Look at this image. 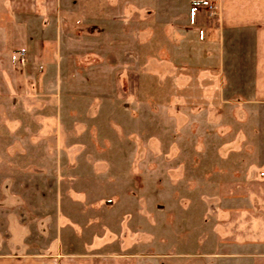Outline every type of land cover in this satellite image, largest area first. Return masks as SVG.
Listing matches in <instances>:
<instances>
[{
	"label": "rangeland",
	"instance_id": "obj_1",
	"mask_svg": "<svg viewBox=\"0 0 264 264\" xmlns=\"http://www.w3.org/2000/svg\"><path fill=\"white\" fill-rule=\"evenodd\" d=\"M181 1L139 0L131 19H94V36L61 38L47 48L59 49L47 75L58 83L20 85V54L0 42V254L42 252L60 231L75 252L99 237L107 257L205 264L165 254L200 251L205 236L212 250L223 226L228 238L245 228L236 194L253 191L264 213V104H207L200 85L170 82L167 62L181 54L168 37L189 25ZM209 104L219 116L196 113Z\"/></svg>",
	"mask_w": 264,
	"mask_h": 264
},
{
	"label": "crops",
	"instance_id": "obj_2",
	"mask_svg": "<svg viewBox=\"0 0 264 264\" xmlns=\"http://www.w3.org/2000/svg\"><path fill=\"white\" fill-rule=\"evenodd\" d=\"M137 1L0 0V42L3 44V52L23 54V63L16 66L21 70L18 83L29 86L48 83L51 79L47 76L48 71L54 69L58 72L59 49L49 57L47 48L53 44L59 46L61 38L94 36L95 25L89 23L94 19L107 20V17L111 19L118 15L120 20H125L137 16L144 9ZM175 1L161 0V3ZM181 3L187 6L184 17L189 25L182 28L183 32L172 31L171 37H168L169 47L181 54L177 61L167 62L171 84L183 87L190 83L200 85V99L207 104L212 101L264 104V0H183ZM116 5H119L118 9H115ZM209 7L214 9L213 17L210 16ZM144 11L154 18L152 9ZM195 59H200L202 63L199 69L192 64L197 63ZM191 67L195 69L194 72ZM174 69L178 71L172 72ZM37 70L39 72L35 75ZM59 79L56 75L51 83H58ZM227 90L231 92L226 93ZM185 99L190 100L187 97ZM206 107H196L195 111L208 116L209 109L214 115H220L219 107L210 104ZM176 109L179 110L180 106L177 105ZM260 175L263 176L264 172L260 171ZM218 193L222 195L220 191ZM253 193L250 191L248 195H234L244 197L233 207L236 214L234 223L243 219L246 227L233 226L232 238L224 236V226H219L220 232L212 239V250L207 247L208 236H205L199 242L200 251L165 255L197 257L205 264L209 261L213 264H264V213L259 211ZM245 197H248L247 201ZM224 210L218 208V222L224 220ZM246 214L247 220L244 219ZM206 216H202L204 223ZM72 233V237L77 234L74 229ZM106 240L94 238L92 247H87L92 251L75 252L73 244L59 231L44 251H7L0 254V264H138V257L143 254L107 257V251H101V248L107 246ZM165 255L153 253L151 256L160 258Z\"/></svg>",
	"mask_w": 264,
	"mask_h": 264
},
{
	"label": "built area",
	"instance_id": "obj_3",
	"mask_svg": "<svg viewBox=\"0 0 264 264\" xmlns=\"http://www.w3.org/2000/svg\"><path fill=\"white\" fill-rule=\"evenodd\" d=\"M209 9H210V16H214V9H212L211 7H209ZM19 63H23V54L22 53H20V58H19Z\"/></svg>",
	"mask_w": 264,
	"mask_h": 264
}]
</instances>
